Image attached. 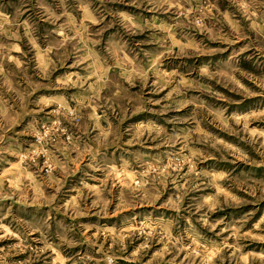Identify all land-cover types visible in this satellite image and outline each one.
Returning <instances> with one entry per match:
<instances>
[{
    "label": "clouds",
    "instance_id": "obj_1",
    "mask_svg": "<svg viewBox=\"0 0 264 264\" xmlns=\"http://www.w3.org/2000/svg\"><path fill=\"white\" fill-rule=\"evenodd\" d=\"M0 264H264V0H0Z\"/></svg>",
    "mask_w": 264,
    "mask_h": 264
},
{
    "label": "rangeland",
    "instance_id": "obj_2",
    "mask_svg": "<svg viewBox=\"0 0 264 264\" xmlns=\"http://www.w3.org/2000/svg\"><path fill=\"white\" fill-rule=\"evenodd\" d=\"M257 219H259V217H257Z\"/></svg>",
    "mask_w": 264,
    "mask_h": 264
}]
</instances>
